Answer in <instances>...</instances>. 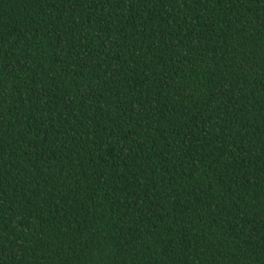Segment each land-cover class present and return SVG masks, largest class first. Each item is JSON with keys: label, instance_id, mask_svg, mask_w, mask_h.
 I'll use <instances>...</instances> for the list:
<instances>
[{"label": "trees", "instance_id": "obj_1", "mask_svg": "<svg viewBox=\"0 0 264 264\" xmlns=\"http://www.w3.org/2000/svg\"><path fill=\"white\" fill-rule=\"evenodd\" d=\"M0 264H264V0H0Z\"/></svg>", "mask_w": 264, "mask_h": 264}]
</instances>
